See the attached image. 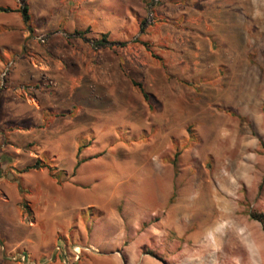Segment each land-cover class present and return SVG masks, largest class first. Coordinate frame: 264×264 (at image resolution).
Instances as JSON below:
<instances>
[{
  "label": "rangeland",
  "instance_id": "374dc122",
  "mask_svg": "<svg viewBox=\"0 0 264 264\" xmlns=\"http://www.w3.org/2000/svg\"><path fill=\"white\" fill-rule=\"evenodd\" d=\"M155 20L122 78L109 65L74 95L41 71L50 123L21 98L1 105L0 264H67L73 246L83 248L74 264H95L89 246L115 242L118 264H264V0H183V20ZM171 26L183 43L169 52ZM0 66V91L15 95L12 66Z\"/></svg>",
  "mask_w": 264,
  "mask_h": 264
},
{
  "label": "crops",
  "instance_id": "0c3cea01",
  "mask_svg": "<svg viewBox=\"0 0 264 264\" xmlns=\"http://www.w3.org/2000/svg\"><path fill=\"white\" fill-rule=\"evenodd\" d=\"M147 3L148 0H28L29 30L23 23L15 0L13 3L12 1L10 3L0 2V15H4V19H6L0 21V31L4 32L0 36V65L1 63L8 65L10 63L9 55L14 56L13 69L9 71L11 73L9 83L15 93L12 95L0 91V115L3 103L6 105L9 101L15 102L21 98L20 100L25 101L36 112L42 111L43 115L47 114L46 122L50 123L53 120L52 111L57 106L49 96L41 94L42 88L38 86V83L41 82L39 80L41 71L55 79L57 85L67 87L66 90L74 95L76 94L75 84H93L105 81L109 65L119 68L121 66V70L118 69L115 75L122 78L124 72L127 73V68L140 63L136 52L141 49L136 42H133V39L149 35L150 31L156 27L155 24L154 27L148 26L144 30L141 27L146 15ZM2 9H7V11H2ZM155 18L164 21L163 26L165 27L175 19L183 20V0H163L155 10ZM179 27H183V24ZM168 29L161 37L163 42L170 47V49L164 48L171 52L175 39L180 37L183 43V28L176 31L171 26ZM55 31L77 33V37L67 40L52 34L44 46H39L34 42L35 35H49ZM103 35L112 46L94 49L91 44L92 40H98ZM111 52H116L115 55H118L115 64L108 60ZM153 64L147 59L142 66L148 68ZM180 64V67L183 68V62ZM170 66L174 67L175 64L172 63ZM68 68H71L72 71L66 72ZM26 83H35L38 90L34 92L28 90L22 96L21 92L25 89H21V85ZM57 94L56 91L53 92V95ZM76 98L78 97L76 96ZM76 98L75 100H77ZM62 110V113H69V109L66 107H62ZM44 125L39 124L38 127L43 128ZM84 125H88L87 122ZM35 158H38V155H35ZM80 164L81 162L78 167ZM76 165L74 171L78 169ZM113 213L115 217L116 213ZM112 220L111 222L105 220V222L112 226L115 225L116 231L122 235V240L124 237L123 225L115 219ZM116 245L115 242L114 247L103 251L90 245V250L97 251L93 253L97 258L90 257V262L105 264V261L99 256H108L111 257L110 264H118L117 256L120 254L115 250ZM101 253L108 255H99ZM80 261L79 259L77 263ZM152 261L150 264H155L154 260ZM156 262L158 263V261ZM33 264L37 263L33 261ZM43 264L57 263L45 262Z\"/></svg>",
  "mask_w": 264,
  "mask_h": 264
},
{
  "label": "built area",
  "instance_id": "2783aa9c",
  "mask_svg": "<svg viewBox=\"0 0 264 264\" xmlns=\"http://www.w3.org/2000/svg\"><path fill=\"white\" fill-rule=\"evenodd\" d=\"M17 6L20 8L22 7L23 3L26 2V0H15ZM163 2V0H148V3L146 5V11H147V15H146V25L147 26H150L154 23V18H155V10L156 8ZM61 36H64V37H69L66 33H62L60 32L59 33ZM35 39L41 43V44H45L47 42V39H48V36L45 35V34H40V35H37L35 36ZM13 64L12 63H9L7 65V68L6 70L8 71V69L12 66ZM5 70V71H6ZM6 75H7V72H6ZM5 72H2L1 73V79L3 80V82H5L4 78H5ZM42 80L47 83L48 86L50 87H53L55 86V83L52 82L50 80V78L48 76H44L42 78ZM5 84V83H4ZM4 87V85L2 86ZM21 89H24V87H21ZM75 247L76 246H73L72 247V250H71V255L69 257V259L67 260V264H74V262H78L79 259H80V252H81V249H83L82 247H79V250H75ZM13 260L14 261H20L19 258H16V257H13Z\"/></svg>",
  "mask_w": 264,
  "mask_h": 264
},
{
  "label": "trees",
  "instance_id": "16d2710c",
  "mask_svg": "<svg viewBox=\"0 0 264 264\" xmlns=\"http://www.w3.org/2000/svg\"><path fill=\"white\" fill-rule=\"evenodd\" d=\"M2 11H7V9H2ZM18 12L21 14L23 23L30 30V27H29V19H30V16L28 14V9H27L26 2H24L23 5H22V7H20L18 9ZM91 44H92V46H93L94 49H99V48H105V47L112 46V44L107 41V38H106L105 35L101 36L100 39L91 42ZM132 85H133V87H135V88L138 89V91L142 95L143 99L145 101H148V99H149L148 94L144 91L142 85L140 83L134 81V80H132ZM263 112H264V107H263ZM78 165H79V163H77L76 167H78ZM41 167H43V166L40 165L39 163H36L34 165H31V166L27 167L25 169V171L26 170H29V169L32 170V169H37V168H41ZM174 167H175V162H174Z\"/></svg>",
  "mask_w": 264,
  "mask_h": 264
},
{
  "label": "bare ground",
  "instance_id": "6f19581e",
  "mask_svg": "<svg viewBox=\"0 0 264 264\" xmlns=\"http://www.w3.org/2000/svg\"><path fill=\"white\" fill-rule=\"evenodd\" d=\"M75 250H76V251H77V250H79V247H78V246H76V247H75Z\"/></svg>",
  "mask_w": 264,
  "mask_h": 264
}]
</instances>
